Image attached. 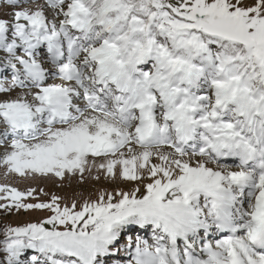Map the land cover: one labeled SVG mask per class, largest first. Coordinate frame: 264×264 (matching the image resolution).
<instances>
[{
	"label": "snow or ice",
	"instance_id": "snow-or-ice-1",
	"mask_svg": "<svg viewBox=\"0 0 264 264\" xmlns=\"http://www.w3.org/2000/svg\"><path fill=\"white\" fill-rule=\"evenodd\" d=\"M0 176V264H264V0H0Z\"/></svg>",
	"mask_w": 264,
	"mask_h": 264
},
{
	"label": "rangeland",
	"instance_id": "rangeland-1",
	"mask_svg": "<svg viewBox=\"0 0 264 264\" xmlns=\"http://www.w3.org/2000/svg\"><path fill=\"white\" fill-rule=\"evenodd\" d=\"M5 182L3 177L0 176V183ZM46 190L48 191H58L59 194H63V192H61L60 190L56 189L55 187H53L52 185H45ZM83 190L85 192H88L92 189V183H88L82 186ZM64 191H68L67 189H65ZM32 218H35V214L32 215V217H27L24 216L23 214H21L20 216H8V217H4L2 214H0V226L4 225V224H11L13 226L18 225V224H22L25 220Z\"/></svg>",
	"mask_w": 264,
	"mask_h": 264
}]
</instances>
